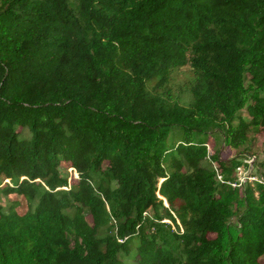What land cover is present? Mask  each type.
Here are the masks:
<instances>
[{
    "label": "trees",
    "instance_id": "16d2710c",
    "mask_svg": "<svg viewBox=\"0 0 264 264\" xmlns=\"http://www.w3.org/2000/svg\"><path fill=\"white\" fill-rule=\"evenodd\" d=\"M248 125L264 0H0V264H264V186L202 165L208 130L238 147Z\"/></svg>",
    "mask_w": 264,
    "mask_h": 264
},
{
    "label": "rangeland",
    "instance_id": "374dc122",
    "mask_svg": "<svg viewBox=\"0 0 264 264\" xmlns=\"http://www.w3.org/2000/svg\"><path fill=\"white\" fill-rule=\"evenodd\" d=\"M192 76L187 69H181L176 72V76L172 82V90L179 94L182 104L187 105L191 103L192 97L189 92V87L192 83ZM240 116L247 122L251 121V117L247 112L243 111ZM177 134V133H176ZM27 136V133H23ZM207 151L210 156V160L205 159L202 161V165L206 168L214 170L213 165L217 167L218 173L221 178H217L218 183L235 182L241 183V192L247 187H251L247 177L254 176L257 179L264 181V127L259 129H252L251 126H247L245 132V140L243 144L238 147H233L229 144V140L226 136L225 128L212 127L208 130ZM177 143V139L171 142ZM217 155L219 161H221L226 169H222L218 164L212 160L211 156ZM61 175L68 179L69 183H72L77 179V174L72 168H68L67 164L62 163L60 167ZM246 182V184L244 183ZM256 183L252 184V187ZM9 199V200H8ZM14 197L0 196V204L3 207H8L11 201H14ZM21 205L17 210L24 211L25 205L20 202ZM233 216L229 219L223 238L227 243L229 239L233 238L239 230L238 218L245 211V203L242 199H239L233 206ZM88 222H90L89 216H87ZM165 228L167 226L173 232L175 226L167 219H163ZM172 226V227H171ZM226 251H227V245ZM127 263L130 264L128 260Z\"/></svg>",
    "mask_w": 264,
    "mask_h": 264
},
{
    "label": "built area",
    "instance_id": "2783aa9c",
    "mask_svg": "<svg viewBox=\"0 0 264 264\" xmlns=\"http://www.w3.org/2000/svg\"><path fill=\"white\" fill-rule=\"evenodd\" d=\"M206 159H208V160H210V156H209V154H207V157H206ZM213 168H214V173H215V176H216V180H217V178H221V176L219 175V173H218V170H217V167H215V165H213ZM247 180L250 182V184H251V187H252V184L253 183H256L255 185H257V184H261V185H263L264 186V181L263 180H260V179H257L256 177H254V176H248L247 177ZM4 183H8L9 184V181L8 180H5L4 181ZM224 183V182H223ZM244 183L246 184V182L244 181ZM226 184L227 185H229V186H231V187H236V188H241V183H235V182H226Z\"/></svg>",
    "mask_w": 264,
    "mask_h": 264
}]
</instances>
